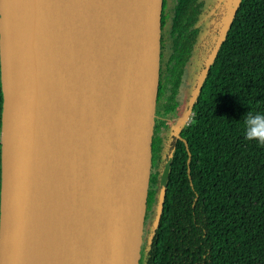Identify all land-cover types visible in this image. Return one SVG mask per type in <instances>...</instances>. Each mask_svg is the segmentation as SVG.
Returning a JSON list of instances; mask_svg holds the SVG:
<instances>
[{"label": "water", "instance_id": "water-1", "mask_svg": "<svg viewBox=\"0 0 264 264\" xmlns=\"http://www.w3.org/2000/svg\"><path fill=\"white\" fill-rule=\"evenodd\" d=\"M162 14L163 0H0V264L23 260L38 107L55 116L63 147L50 264H140Z\"/></svg>", "mask_w": 264, "mask_h": 264}, {"label": "trees", "instance_id": "trees-1", "mask_svg": "<svg viewBox=\"0 0 264 264\" xmlns=\"http://www.w3.org/2000/svg\"><path fill=\"white\" fill-rule=\"evenodd\" d=\"M166 21L172 57L184 66L193 54L201 76L191 122L170 126L152 168L140 264H264V143L245 139L243 123L249 111L264 114V0H176ZM2 109L0 58V212Z\"/></svg>", "mask_w": 264, "mask_h": 264}, {"label": "bare ground", "instance_id": "bare-ground-1", "mask_svg": "<svg viewBox=\"0 0 264 264\" xmlns=\"http://www.w3.org/2000/svg\"><path fill=\"white\" fill-rule=\"evenodd\" d=\"M33 189L22 264H50L59 207L63 147L55 116L38 107Z\"/></svg>", "mask_w": 264, "mask_h": 264}, {"label": "flooded vegetation", "instance_id": "flooded-vegetation-1", "mask_svg": "<svg viewBox=\"0 0 264 264\" xmlns=\"http://www.w3.org/2000/svg\"><path fill=\"white\" fill-rule=\"evenodd\" d=\"M166 8L164 6V12L168 10L169 0H165ZM164 23L162 25V55H161V68H160V84L159 93L157 100V112H156V135L161 138V151L158 150L155 156L153 155V164H161L159 159V154H162L164 150V142L167 133L172 125L173 129H177V125L182 123L189 124L192 120V115L190 118L186 119V113L190 108V103L194 95V88L198 84L200 79L199 65L200 61L196 62L197 71L192 70L194 61L193 54L190 56L189 60L181 66L178 59L173 58V38L168 33V25ZM179 65L182 68V72L179 73L176 67ZM172 105H176L175 110L168 111ZM193 113V111H191ZM163 175V174H162ZM147 219L145 224V232L143 239L142 255L144 250L149 246L147 237ZM145 257V256H144Z\"/></svg>", "mask_w": 264, "mask_h": 264}, {"label": "clouds", "instance_id": "clouds-1", "mask_svg": "<svg viewBox=\"0 0 264 264\" xmlns=\"http://www.w3.org/2000/svg\"><path fill=\"white\" fill-rule=\"evenodd\" d=\"M243 123L245 139L264 143V114L249 111Z\"/></svg>", "mask_w": 264, "mask_h": 264}, {"label": "rangeland", "instance_id": "rangeland-1", "mask_svg": "<svg viewBox=\"0 0 264 264\" xmlns=\"http://www.w3.org/2000/svg\"><path fill=\"white\" fill-rule=\"evenodd\" d=\"M175 3H176V0H169V12L172 14L173 10H174V6H175ZM196 65V62H194V65H193V69L194 71H197V68L195 67Z\"/></svg>", "mask_w": 264, "mask_h": 264}]
</instances>
